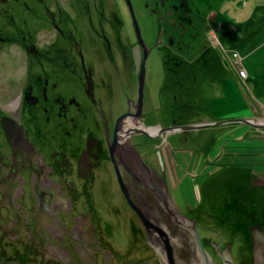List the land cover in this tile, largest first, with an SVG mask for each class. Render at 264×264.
<instances>
[{"label": "rangeland", "instance_id": "obj_1", "mask_svg": "<svg viewBox=\"0 0 264 264\" xmlns=\"http://www.w3.org/2000/svg\"><path fill=\"white\" fill-rule=\"evenodd\" d=\"M11 1H0V9L19 17L20 8H16ZM106 2L108 9L116 11L122 21L119 26L122 37L115 40L111 36L109 41L112 52H115L113 46L117 44L127 46L126 55L122 50L115 54V64L109 72L115 81L121 83H116L115 90L110 93L117 96L114 101L116 111L120 113L130 107L135 110L136 121L133 120V124L125 118L122 122L129 143L152 141V144L145 145L149 146L145 151L163 157L179 211L183 214L186 210V214L194 219L201 239L214 235V253L217 254L221 237L220 255L228 250L227 255L231 256L226 261L229 262L230 257L231 264H255L249 227L257 222H260L259 227L264 225V177L261 176L264 173V0ZM30 6L40 13L38 5ZM155 10L160 15H153ZM29 19L31 23L24 26L25 33H20V37L26 40L24 44L19 46L12 42L19 33L10 32L7 28L12 34L11 40L5 49L4 46L0 48V104L4 106L9 102L6 108L12 110L21 106L22 85L35 84L32 80L36 81L37 73L40 75L41 71H45L34 57L35 51L47 49V40L58 39L55 29L38 24L32 16ZM14 26H21L19 20ZM61 26L69 28L67 22L64 25L61 23ZM171 42L180 45L183 50L181 56L170 50ZM87 47L90 51L100 48L94 41ZM169 53L176 62L168 58ZM103 55L106 57L105 53ZM126 59H131L133 66ZM22 70H28L30 75L25 82L22 81ZM47 72L49 74L44 76L48 78L58 75L57 71L53 73L50 69ZM17 80L21 83L16 84ZM69 84L75 85L73 82ZM11 87H16V90ZM74 88L79 89V86ZM125 115L127 113L120 117ZM162 121L170 127L162 126ZM33 122V127H39V123ZM143 137L145 140L141 139ZM206 145L211 146L206 149ZM10 150L0 126V172L11 161L8 159ZM223 164L235 166L232 176L224 172L226 168H218ZM218 171L221 188L227 185L228 189L235 191L226 197L220 190L210 199H199L195 188L203 187L209 179L214 180ZM221 173L228 177L222 179ZM115 174L113 170L114 180H110L109 184L102 185L100 180L96 185L92 182L83 193L91 192L93 197L96 192L102 196L97 203L93 198L92 201L97 207L99 205L104 212L100 214L106 219H119L111 213L115 211L114 207L120 209L117 213L125 220L139 219ZM69 180L76 190L79 183L84 182L77 174ZM181 194H184L185 200H192L188 201L189 209V206L183 208L181 205ZM128 196L136 206L130 194ZM86 197L89 196L86 194ZM107 198L115 201L108 203ZM81 200L86 206L82 201L76 202L77 212L88 208V199L85 200L82 195ZM89 206L95 207L92 204ZM199 226L215 230L220 236ZM4 235L0 226V239ZM7 239L0 244V264H37L35 258L16 259V249L23 251L21 245L15 243L9 247ZM236 243L240 245V251L235 247ZM202 247L212 257V251H208L203 244ZM198 253L201 258L200 251Z\"/></svg>", "mask_w": 264, "mask_h": 264}, {"label": "flooded vegetation", "instance_id": "obj_2", "mask_svg": "<svg viewBox=\"0 0 264 264\" xmlns=\"http://www.w3.org/2000/svg\"><path fill=\"white\" fill-rule=\"evenodd\" d=\"M11 2L20 8L19 17L0 9V48L5 49L11 40L7 28L19 33L12 42L24 44L26 40L20 33H25L24 26L31 23V16L38 24L47 25V29H55L58 39L47 40V49L35 51L34 57L45 71L37 73L36 81L32 80L36 85H22L20 108H6L9 102L0 104V126L11 149L8 155L11 161L0 172V226L5 234L0 244L7 238L9 247L20 244L23 255L16 249V259L35 258L37 264H201L197 244L179 224L182 220L173 221V210L166 205L165 196H169V205L179 210L163 157L145 151L149 148L145 145L152 144L150 140L135 141L129 148L116 138L125 126L118 122L121 115L127 113L136 121L134 108L118 113L114 102L117 96L110 94L116 83L121 84L109 72L115 64V54L121 50L123 55L127 53L123 43L113 46L115 52H112L109 42L111 36L115 40L122 37L119 27L122 21L116 11L108 9L106 0ZM30 4L38 5L40 13L33 11ZM153 12L160 15L156 10ZM18 20L20 27L14 26ZM65 22L69 24L67 29L61 26ZM91 41L100 48L90 51L87 45ZM170 50L178 57L183 53L180 45L172 42ZM168 58L176 62L171 54ZM130 60L127 62L133 66ZM48 69L57 71L58 75L44 76L49 74ZM22 76L25 82L30 76L28 70H22ZM70 82L75 85L71 86ZM33 121L39 127H33ZM162 126L170 127L163 121ZM16 127L24 133L25 144L13 142L11 128ZM113 170L121 175L143 216L141 219L125 220L117 213L120 212L117 207L111 213L119 219H106L100 214L103 211L99 205L96 206L102 196L96 192L93 197L91 192L83 193L92 182L96 185L100 180L102 185H107L113 181ZM76 174L84 180L79 183L78 193L60 184ZM82 195L88 199V208L77 212L76 202L82 201ZM26 217L29 222L25 221ZM256 227L259 226L251 224L250 230ZM202 244L212 251L211 258L216 264H222L229 256L227 250L219 259L213 252L214 244L210 245L207 238H202Z\"/></svg>", "mask_w": 264, "mask_h": 264}, {"label": "water", "instance_id": "obj_3", "mask_svg": "<svg viewBox=\"0 0 264 264\" xmlns=\"http://www.w3.org/2000/svg\"><path fill=\"white\" fill-rule=\"evenodd\" d=\"M128 115L129 114L120 117L119 120H118V122L119 123H122L123 122V119L126 116H128ZM11 125H12V127L14 126L13 124H11ZM11 129H12L11 130V136L14 138L13 139V142L15 144H17V143L25 144L26 143L25 142L26 140L24 139L25 138L24 137V133L22 131H20V128H17L16 127V128H11ZM5 134H6V132H5ZM117 134H119L120 137L117 135L116 138L119 139V141L123 142L124 144L126 143V146L129 147V148H131V145H130L128 139H127V136L125 134L124 129H123V131H121L120 133H117ZM115 142H116V139H115L114 143ZM14 148H15V146H14ZM24 177H27V176L24 175ZM118 177H119L121 186H122V188H123V190L125 192V195H126L128 201H129L131 207L133 208V210L135 211V213L137 214V216L139 217V219H141V216L142 215L138 212L139 211L138 208L129 199L128 190L126 189V187H125V185H124L121 177L120 176H118ZM61 184H62V186H66L67 188H70L71 187L74 190V192H77L76 189H75V187H74V184L70 180H66V182H63ZM169 198H170L169 196H165V201L167 203L166 205L169 206V207L171 206V209L173 210L171 212L172 217L174 218L173 220L176 221V222H179L180 220H182V223L181 224L192 234V237H193V239H194L195 243L197 244V247H198V249L200 251V255H201L203 264H213L211 257L207 253L204 252V249L202 247L200 238H199V236H198V234H197V232H196V230L194 228V223L195 222L192 221L191 219H189L187 216L181 214L178 210H176V209L174 210V206L173 205H169V200H168ZM21 215H23V212H21ZM13 217H14L13 219H15V216H13ZM177 218H179V219H177ZM177 220H179V221H177ZM25 221H28L29 222V220H27V217H26V220ZM22 223H20V226L22 225ZM1 224H2V222L0 221V225ZM257 226H259V225H257ZM200 228H203V227H200ZM203 229L215 231V230L208 229V228H203ZM249 230H250V227H249ZM250 231H251L250 232V236H251V242H252V247H253L254 262H255V264H264V240H263V238H264V232L260 229V227H256V228H254L253 231L252 230H250ZM215 232H217V231H215ZM217 234H218V232H217ZM221 241H222V239L220 237V244H219L218 250H217V254L219 256H220L219 248H220V245H221ZM223 263L224 264H231L230 262H228L226 260Z\"/></svg>", "mask_w": 264, "mask_h": 264}, {"label": "bare ground", "instance_id": "obj_4", "mask_svg": "<svg viewBox=\"0 0 264 264\" xmlns=\"http://www.w3.org/2000/svg\"><path fill=\"white\" fill-rule=\"evenodd\" d=\"M177 64H179V63H177ZM125 119H127V120H130V122H131V124H133L132 123V118L131 117H125ZM176 123L177 124H179V125H181V123L180 122H178V121H176ZM211 146V145H210ZM210 146H208V145H206L204 148H206V149H208ZM205 149V150H206ZM199 150H200V148H199ZM202 150H204L203 148H202ZM198 152H200V151H198ZM205 152V151H204ZM207 152L209 153V150H207ZM202 153V152H201ZM161 163L164 165V163L161 161ZM166 165V164H165ZM167 168H168V166H167ZM166 168V169H167ZM219 169L220 168H223V169H225L224 170V172L225 173H227L228 175H231L232 176V174H233V171H235L234 169H235V166L234 165H229V164H226V165H221L220 167H218ZM228 168V169H227ZM217 171V170H216ZM220 171V170H219ZM219 171L217 172L218 174L217 175H214L215 177H216V179H215V177H214V180H212V181H210V179H209V181L207 182V184L206 185H204L203 187H201V188H199L198 186L195 188L196 190H195V194L197 195V196H199V199H203V198H211L214 194H216V193H218V191H220V190H222V192H224L225 193V195H226V197L227 196H229L230 195V192H234L235 190L234 189H228V186L226 185L225 187H223V188H221V185L222 184H220V182H219V180H218V178H217V176H219ZM225 173L223 174V173H221L220 175L221 176H223L222 177V179H225V178H227L228 176H226L225 175ZM260 173V172H259ZM225 175V176H224ZM261 176L262 177H264V173H262L261 174ZM198 182L199 183H201V182H203V180H198ZM231 183H233V182H231ZM230 183V184H231ZM224 186V185H223ZM220 188V189H219ZM175 193L173 192V195H174ZM182 195V206H183V208L184 207H186V206H189L188 207V209L190 208V205H188V201H191L192 202V200L191 199H188L187 198V200H185L186 198L184 197L183 198V196H184V194H181ZM186 196H191V195H186ZM226 197L224 198V200L226 199ZM177 202V201H176ZM200 205L199 203H196L195 205ZM205 204V203H204ZM204 204H202L203 206H204ZM225 204V203H224ZM195 205L193 206V205H191V206H193V208L195 207ZM137 207V206H136ZM138 208V207H137ZM198 209H199V207H198ZM139 210V209H138ZM227 210H231V208L229 209V208H227ZM179 211V210H178ZM263 211H264V209H263ZM180 212V211H179ZM181 213V212H180ZM182 214V213H181ZM185 216H187L189 219H191L192 221H194V219H192L190 216H188V215H185ZM174 221V220H173ZM176 222V221H175ZM195 222V221H194ZM183 228H185L181 223H179ZM260 224V222L258 223L257 222V225H259ZM194 228H195V230H196V232L198 233V231H197V229H198V227H196V223H194ZM186 229V228H185ZM260 229L264 232V225L262 226H260ZM187 230V229H186ZM188 231V230H187ZM189 232V231H188ZM190 233V232H189ZM239 235H242V234H240V233H238ZM247 234V233H246ZM190 235H191V237H192V234L190 233ZM200 238V241H201V244H202V239H201V237H199ZM205 238H207L209 241H210V245H212L213 246V244L215 245L216 244V240L214 239V235L213 234H210V235H208L207 237H205ZM192 239H193V237H192ZM193 241H194V239H193ZM195 242V241H194ZM248 242H249V240H248ZM250 242H251V237H250ZM245 243V242H244ZM252 243V242H251ZM247 244V243H246ZM236 246V248L240 251L241 250V247H240V245L238 244V243H236L235 244ZM232 248V247H231ZM230 256V255H229ZM231 257V256H230ZM230 257H229V262H231L230 260ZM173 259V258H172ZM213 260H212V262H213V264H216L215 263V261H214V258H212ZM252 259H253V263H255L254 262V255L252 256ZM173 262H174V260H172ZM243 262H245V260L243 259ZM222 263V262H221ZM223 264V263H222Z\"/></svg>", "mask_w": 264, "mask_h": 264}]
</instances>
